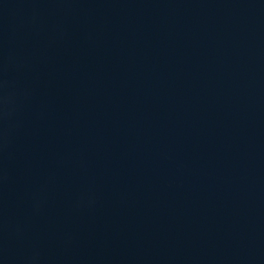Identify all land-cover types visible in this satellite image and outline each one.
I'll return each mask as SVG.
<instances>
[{
    "label": "water",
    "instance_id": "obj_1",
    "mask_svg": "<svg viewBox=\"0 0 264 264\" xmlns=\"http://www.w3.org/2000/svg\"><path fill=\"white\" fill-rule=\"evenodd\" d=\"M0 264H264V0H0Z\"/></svg>",
    "mask_w": 264,
    "mask_h": 264
}]
</instances>
